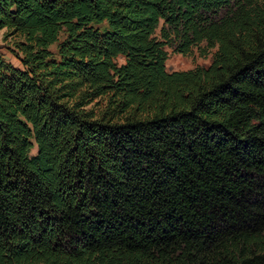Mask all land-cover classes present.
<instances>
[{
  "label": "trees",
  "instance_id": "trees-1",
  "mask_svg": "<svg viewBox=\"0 0 264 264\" xmlns=\"http://www.w3.org/2000/svg\"><path fill=\"white\" fill-rule=\"evenodd\" d=\"M2 29L0 264H264V0H0Z\"/></svg>",
  "mask_w": 264,
  "mask_h": 264
},
{
  "label": "rangeland",
  "instance_id": "rangeland-1",
  "mask_svg": "<svg viewBox=\"0 0 264 264\" xmlns=\"http://www.w3.org/2000/svg\"><path fill=\"white\" fill-rule=\"evenodd\" d=\"M6 30H0V49L4 54L7 61L11 62L13 65L17 67H21L20 60L15 55V45L14 42L17 40V37L7 36ZM63 36L61 37V39ZM169 57L166 62V68L168 71H177V70H189L196 66H208L212 61V53L207 56H201L200 52L197 48L194 49L193 54L191 55H182L179 53H175L172 48L166 47ZM51 50L55 53L58 52L57 43L51 46ZM214 52V50L212 51ZM58 57V56H57ZM117 61L121 64L125 62V58L123 56H119ZM37 152V148L32 150V154Z\"/></svg>",
  "mask_w": 264,
  "mask_h": 264
}]
</instances>
